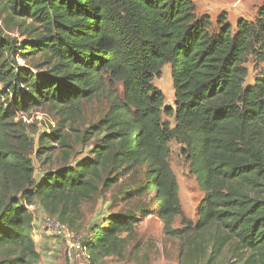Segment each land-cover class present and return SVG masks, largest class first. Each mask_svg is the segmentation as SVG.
<instances>
[{
	"label": "trees",
	"instance_id": "trees-1",
	"mask_svg": "<svg viewBox=\"0 0 264 264\" xmlns=\"http://www.w3.org/2000/svg\"><path fill=\"white\" fill-rule=\"evenodd\" d=\"M218 25L198 18L191 0H0V264L39 258L27 205L73 229L81 204L127 175L137 181L123 187L125 199L145 198L90 226L89 264L121 255L151 214L182 239L180 264H216L224 253L232 264H264V0L253 21ZM248 56L263 71L245 84ZM164 64L171 106L153 83ZM95 98L108 107L84 141L101 136L89 156L68 163L66 128ZM42 106L58 126L35 139L17 114ZM171 141L204 192L185 231L169 229L176 216L186 221ZM57 147L63 164L35 176L32 153L46 160Z\"/></svg>",
	"mask_w": 264,
	"mask_h": 264
},
{
	"label": "rangeland",
	"instance_id": "rangeland-1",
	"mask_svg": "<svg viewBox=\"0 0 264 264\" xmlns=\"http://www.w3.org/2000/svg\"><path fill=\"white\" fill-rule=\"evenodd\" d=\"M194 5L195 15L199 18L207 16L210 19L211 29H218V19L222 17L230 24L232 30L236 29V24L240 19L253 21L257 15V9L262 0H191ZM15 37L20 41L23 38L15 33ZM20 66L31 65L24 59L17 58ZM248 75L245 84L251 83L254 76L263 71L262 64L258 63L252 56H248L244 62ZM156 85L165 95V105L173 104V85L170 77V65L164 64L159 77L154 78ZM116 89L121 91L120 84ZM108 107V102L104 98L92 99L83 102L80 107L79 119L73 128H66L70 135L69 143L71 156L68 163H74L90 155L93 142L100 138V133L94 134L90 140L84 141L86 128L95 125L102 117ZM28 130H34V137L42 132L48 133L52 128H57L58 117L56 111L49 106H42L28 112L18 113ZM16 118V119H17ZM162 118L173 124V117L163 114ZM84 135V136H83ZM170 166L173 170L178 186L179 199L183 216H176L172 220L169 229L185 231L188 225L192 226L198 220V207L203 199L204 192L197 184L196 179L189 173L188 163L181 153V145L175 141L169 143ZM47 156V154H46ZM33 163L36 166L34 175L38 176L43 171L56 169L63 164L61 149L57 147L53 154L46 158H35L32 153ZM137 179L134 175L123 176L120 181L111 188L94 194L89 201L83 202L80 207V217L75 219V234L88 233V229L94 223L109 214L124 212L135 206V203L144 199L145 196L136 195L134 200L125 199L122 189L131 185ZM35 224L33 239L38 249L39 258L36 264H89L83 256L67 254V243L64 238H55L40 231L43 217L46 213L37 205L30 211ZM182 239L173 235L166 229L164 222L156 215L151 214L141 218L135 225L133 234L128 238L127 245L121 255H111L101 258L95 264H180ZM207 257V256H206ZM236 258L228 257L224 253L219 256L216 264H232ZM202 264V263H201Z\"/></svg>",
	"mask_w": 264,
	"mask_h": 264
},
{
	"label": "built area",
	"instance_id": "built-area-1",
	"mask_svg": "<svg viewBox=\"0 0 264 264\" xmlns=\"http://www.w3.org/2000/svg\"><path fill=\"white\" fill-rule=\"evenodd\" d=\"M42 174V173H41ZM35 204L27 205V209L31 211ZM43 223L40 226V231L47 235H51L55 238H64L67 243V254L69 257L72 255L83 256L89 261V253L86 247L82 244V239L87 233L75 234L66 224L61 223L55 217L45 215L43 217ZM34 235V234H33Z\"/></svg>",
	"mask_w": 264,
	"mask_h": 264
},
{
	"label": "crops",
	"instance_id": "crops-1",
	"mask_svg": "<svg viewBox=\"0 0 264 264\" xmlns=\"http://www.w3.org/2000/svg\"><path fill=\"white\" fill-rule=\"evenodd\" d=\"M38 250V249H37Z\"/></svg>",
	"mask_w": 264,
	"mask_h": 264
}]
</instances>
